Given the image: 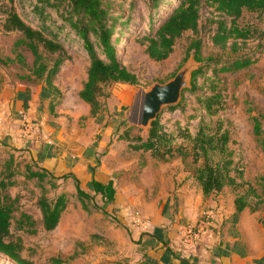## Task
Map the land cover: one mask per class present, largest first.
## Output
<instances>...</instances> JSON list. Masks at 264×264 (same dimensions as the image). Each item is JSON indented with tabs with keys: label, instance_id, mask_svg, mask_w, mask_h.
Wrapping results in <instances>:
<instances>
[{
	"label": "rangeland",
	"instance_id": "rangeland-1",
	"mask_svg": "<svg viewBox=\"0 0 264 264\" xmlns=\"http://www.w3.org/2000/svg\"><path fill=\"white\" fill-rule=\"evenodd\" d=\"M108 2L113 15L123 14L126 19L125 25L116 23L112 40L119 37L115 44L117 57L129 70L136 73L137 82L115 81L102 84L98 95L102 108L91 114L89 104L79 97V90L86 80L89 59L82 40L60 14L66 9V2L56 7L46 0H0V69L10 73L33 74V54L25 45L15 44L22 33L2 28L6 10L10 7L29 25L41 29L45 36L60 40L62 48L54 52H49L39 43L41 61L46 64L47 69L55 58H63L51 77L53 100L64 103L65 108L67 105L76 107L78 111L75 119L68 117V127L75 126L72 147L79 154L76 158L84 160L81 164L88 171L89 168L97 169L105 176H111L116 189L113 200H102L97 194L93 195L92 200L85 198L84 207L76 195L73 177H60L72 173L71 171L54 173L49 170L40 180L37 177H24L26 166L23 162L18 169L15 168L18 170L16 173L6 174L9 172L6 170L4 177L15 178L14 184L5 187V191L17 196L13 232L21 236L23 254L33 259L35 264H50V256H60L63 264L119 263L115 256L122 250V240L127 237L126 227L132 222L131 218L134 221L136 218H149L150 212L166 193L171 196L176 194L182 174L194 176L193 170L201 160L194 162L190 155L182 159L178 154L160 159L151 155L149 150L129 148V140L120 137L128 134L129 138H146L148 127L138 124L140 97L144 89L155 81H166L186 61H194L193 69L203 63L195 59L192 49L187 51V45L194 37H200L203 42V57L215 55L226 59L247 53L256 58L249 66L234 72H219L217 78L212 80L199 75L197 83L199 93L212 86L222 94L224 101L218 115L224 118V126L230 131L232 141L228 145L233 151V159L241 168L243 178L250 181L253 194H257H251V204L256 205L257 200H261L259 203L264 201V11L258 13L243 9L237 20L238 24L253 25L257 29H253L252 35L244 42L238 39L240 48L235 53L228 47L221 49L211 43L207 24L198 34L191 30L185 31L175 39L173 50L166 58L153 60L145 52V44L140 42L150 30L149 0ZM173 5L174 0H165L160 4L158 12L153 14L154 27ZM209 12H213V8L207 5L201 9L202 23ZM89 35L91 40H95L91 33ZM47 69L43 72L42 80H45ZM206 73L210 74V70ZM190 85L191 79L187 87ZM202 116L204 110L196 95L184 90L181 91L178 107L173 110L163 107L158 118L168 130L176 132V126L180 124L195 132ZM254 117L260 121V134L254 132ZM87 141L91 144L90 157L83 154V146ZM179 142L187 143L182 138H178L177 143ZM100 143L101 146L97 149ZM30 167L37 169L38 165L33 163ZM81 177V187L92 192L88 173ZM224 188L225 194H241L247 190L248 185L235 189L228 185ZM60 192L67 195L66 207L60 214L57 226L52 230H45L37 200L42 194L51 199ZM22 212L30 216L31 223L27 222L24 227L19 228L16 220ZM0 264L16 263L0 252Z\"/></svg>",
	"mask_w": 264,
	"mask_h": 264
},
{
	"label": "trees",
	"instance_id": "trees-1",
	"mask_svg": "<svg viewBox=\"0 0 264 264\" xmlns=\"http://www.w3.org/2000/svg\"><path fill=\"white\" fill-rule=\"evenodd\" d=\"M46 2L56 7L66 2V9L60 14L82 40L89 59L86 80L79 90V97L89 104L90 113L95 114L102 108L98 99L102 84L115 81L137 82L136 73L129 70L117 57L115 44L119 37H114L112 40L116 23L125 25L126 19L123 18V14L113 15L111 13L108 0H46ZM162 2L165 0H149L150 30L140 40L142 44H145V52L153 60L166 58L173 50L175 39L185 31L191 30L192 33L198 34L207 24H209L208 37L211 43L221 49L228 47L231 52L235 53L240 48L238 39L244 42L252 35L253 29L254 31L257 29L253 25L240 26L238 24L237 20L243 9L258 13L264 11V0H174V5L167 9L162 21L154 27L153 14L158 12V7ZM206 5L212 7L215 13L209 12V16H206L202 23L200 21L201 9ZM2 28L22 33V36L15 40V44H23L31 51L34 57L32 72L38 78L43 77L47 66L41 61L39 43H42V46L49 52H54L62 48L60 40L53 36H45L41 29L29 25L12 7L6 10ZM90 33L95 40H91ZM202 46L203 42L200 37L192 38L187 45V51L192 49L195 59L203 63L192 70L191 85L182 90V92L188 90L194 93L200 107L204 110V116L200 117L195 132H191L180 124H177L176 132L166 129L159 120L158 113L157 117L151 121L145 139L140 136L129 138L128 134L120 137L129 140V148L149 150L151 155L160 159H167L178 154L182 159L190 155L194 162L201 160L193 170V177L198 181L204 194L219 191L228 185L233 189L248 185L246 191L234 197L236 211L246 206L255 209L264 201L259 203L261 200H257L256 205L251 204L249 199L251 194L254 196L257 194H253L250 181L243 178L241 168L233 159V151L228 145L232 141L230 131L224 126V118L218 115L224 101L222 94L212 86L207 91L199 93L197 77L202 75L204 79L212 80L217 78L219 72H234L249 66L256 61V58L247 53L226 59L215 55L203 57L201 55ZM62 60L61 57L55 58L53 64L46 70L44 81L49 87L52 84L51 77ZM207 70H210V74L206 73ZM177 107L178 103L166 106L171 110ZM253 127L256 134L261 133L260 121L256 117L253 118ZM178 138H182V141L186 140L187 143H177ZM17 171L10 169L6 174H13ZM47 174L48 172L44 169H32L30 165H27L24 177H37L41 180ZM65 176L73 177L76 195L86 207L84 199L92 200L93 194L81 187L79 179L73 173H66L60 177ZM14 183V177H4V175L0 177V252L16 264H35L33 259L23 254L24 244L21 236L13 232L12 222L17 196H12L5 191V187ZM91 185L95 193H100L102 200L113 199L115 188L111 179L101 182L92 178ZM66 204L65 192H60L51 199L43 194L38 198L37 205L41 211V221L45 230H52L57 226ZM27 222L31 223L30 216L22 212L16 223L19 228H22ZM48 261L50 264L64 263L60 256H50Z\"/></svg>",
	"mask_w": 264,
	"mask_h": 264
},
{
	"label": "crops",
	"instance_id": "crops-1",
	"mask_svg": "<svg viewBox=\"0 0 264 264\" xmlns=\"http://www.w3.org/2000/svg\"><path fill=\"white\" fill-rule=\"evenodd\" d=\"M53 96L54 89L41 78L0 69V177L23 162L47 172L71 171L79 182L87 173L90 184L92 178L112 180L101 170L88 171L81 164L84 160L76 158L75 126L68 127V117L75 119L78 111L65 108ZM20 111L40 122L37 134L21 132ZM83 154L90 157V141L84 143ZM89 193L101 198L94 190ZM235 196L225 194V188L204 194L192 175L182 174L176 194L166 193L149 218H131L122 250L115 256L119 263L114 264H264V202L236 211ZM202 222V240L184 243V226Z\"/></svg>",
	"mask_w": 264,
	"mask_h": 264
},
{
	"label": "water",
	"instance_id": "water-1",
	"mask_svg": "<svg viewBox=\"0 0 264 264\" xmlns=\"http://www.w3.org/2000/svg\"><path fill=\"white\" fill-rule=\"evenodd\" d=\"M194 61H186L166 81H155L142 91L139 105L138 124L149 127L163 107L177 104L181 91L188 86Z\"/></svg>",
	"mask_w": 264,
	"mask_h": 264
},
{
	"label": "built area",
	"instance_id": "built-area-1",
	"mask_svg": "<svg viewBox=\"0 0 264 264\" xmlns=\"http://www.w3.org/2000/svg\"><path fill=\"white\" fill-rule=\"evenodd\" d=\"M20 129L25 135L37 134L40 130V122L32 120L24 111L19 112ZM204 232L203 222L200 224H186L182 231V239L186 244L199 243Z\"/></svg>",
	"mask_w": 264,
	"mask_h": 264
}]
</instances>
